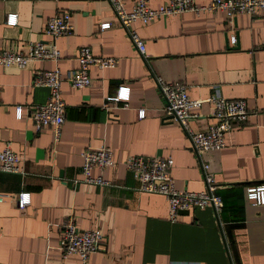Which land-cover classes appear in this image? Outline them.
Here are the masks:
<instances>
[{
  "label": "crops",
  "instance_id": "0c3cea01",
  "mask_svg": "<svg viewBox=\"0 0 264 264\" xmlns=\"http://www.w3.org/2000/svg\"><path fill=\"white\" fill-rule=\"evenodd\" d=\"M136 0H125L131 9ZM168 0H150L158 8ZM211 0H195L199 5ZM69 11L74 31L58 38V65L66 78L78 68L79 49L116 57L113 68L91 66L92 84L75 88L63 82L66 121L55 142L50 127L35 131L32 106L48 101L47 86L34 85L39 70L53 69L52 60L24 68L0 67V151L21 155L26 174L0 171V264H83L78 254L63 257L62 223L72 217L79 228L104 235L101 249L88 264H264V205L247 198V187L264 184V19L260 13L185 12L134 29L146 42V56L132 43L107 0H0V50L26 53L31 41H48L49 17ZM16 14L14 25L6 23ZM102 23L111 26L101 29ZM237 38L236 44L231 37ZM189 86L192 99L214 92L246 100L250 116L226 135L227 147L196 152L188 132L165 115L157 77ZM130 87L128 107L107 109V97ZM21 106V117L16 107ZM145 109L144 118L139 110ZM214 107L193 109L190 128L199 132L217 122ZM112 148L115 164L104 172L113 186L82 182V152L87 147ZM132 155L172 156L171 169L180 190L205 188L202 164L215 173L224 208L183 212L168 219L165 196L142 192L126 168ZM31 194L19 208L15 195Z\"/></svg>",
  "mask_w": 264,
  "mask_h": 264
},
{
  "label": "built area",
  "instance_id": "2783aa9c",
  "mask_svg": "<svg viewBox=\"0 0 264 264\" xmlns=\"http://www.w3.org/2000/svg\"><path fill=\"white\" fill-rule=\"evenodd\" d=\"M115 11L120 24L128 33L132 43L142 56H146V42L134 29V24L140 22L148 24L163 17L181 14L185 12L202 13L206 11H224L230 21L238 14L255 15L258 12L264 19V0H211L208 4L199 5L195 0H168L164 5L153 8L150 0H136L131 9H128L125 0H107ZM17 22L16 14H8L6 23L14 25ZM110 23H102L100 28L106 29ZM74 31L72 14L69 11L56 13L47 21L46 33L48 41H31L26 53L15 50H0V67L16 66L26 67L33 61L52 60L56 62L53 69L39 70L34 77V85L47 86L50 90L46 103L32 106L30 117L38 133L45 127H50L54 134L55 142L60 140L62 128L66 121V102L63 97V82L68 81L75 88H87L92 84L90 75L91 66L100 69L113 68L117 65L116 57L96 55L89 46L79 49L77 56L78 68L68 77H64L60 66L57 64L61 58V50L57 45L58 38L71 35ZM237 38L233 35L231 43L234 45ZM264 48V46H263ZM157 83L161 95L165 100L164 110L167 118L172 119L188 132L193 148L196 152L220 150L227 147L226 135L236 123H244L250 116V110L243 98L230 99L214 92L206 99H192L188 93L189 86L181 81L170 82L163 77H157ZM130 87L121 85L116 95L107 97L110 104L105 103L107 109L118 108L119 102H124V108L128 107ZM204 102L213 104V116L217 122L204 131H193L190 128V120L199 116L193 109L199 108ZM18 117H21V106L16 107ZM145 109L139 110V116L144 118ZM84 175L82 182L98 186H113V181L105 179L102 174L93 175L97 169L101 173L115 164L112 148L103 145L98 148L87 147L82 152ZM21 155L10 147L0 151V171L26 174L21 165ZM174 165L172 156H142L132 155L126 161V168L139 182L137 189L142 192L161 194L166 197L169 204L168 219L171 222L179 221L182 212H190L195 208L212 207L217 214L224 208V199L218 193L215 173L207 162L202 164L205 188L202 191L180 190L176 187L171 176ZM247 198L256 205H264V184L249 186L246 189ZM9 193L0 192V203L7 197H13ZM19 208L27 207L31 203L29 192H20L15 195ZM63 238L61 249L63 257L78 254L83 264H88L90 256L99 251L104 242V235L96 230L81 229L72 217L62 223Z\"/></svg>",
  "mask_w": 264,
  "mask_h": 264
},
{
  "label": "water",
  "instance_id": "95a60500",
  "mask_svg": "<svg viewBox=\"0 0 264 264\" xmlns=\"http://www.w3.org/2000/svg\"><path fill=\"white\" fill-rule=\"evenodd\" d=\"M184 212H187V211H184ZM183 213V212H182Z\"/></svg>",
  "mask_w": 264,
  "mask_h": 264
}]
</instances>
